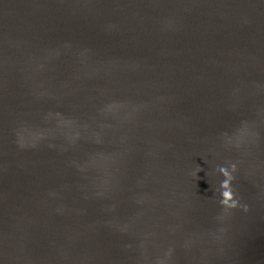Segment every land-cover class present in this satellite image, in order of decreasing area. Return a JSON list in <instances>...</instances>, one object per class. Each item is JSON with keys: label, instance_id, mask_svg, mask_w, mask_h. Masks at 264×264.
<instances>
[{"label": "water", "instance_id": "water-1", "mask_svg": "<svg viewBox=\"0 0 264 264\" xmlns=\"http://www.w3.org/2000/svg\"><path fill=\"white\" fill-rule=\"evenodd\" d=\"M0 264H264V0H0Z\"/></svg>", "mask_w": 264, "mask_h": 264}, {"label": "clouds", "instance_id": "clouds-1", "mask_svg": "<svg viewBox=\"0 0 264 264\" xmlns=\"http://www.w3.org/2000/svg\"><path fill=\"white\" fill-rule=\"evenodd\" d=\"M220 172L223 175L227 176V173L225 172V170L223 168L220 169ZM221 188L224 189V191L222 192L223 201L225 203H227L231 199L230 193H229V191H227V188H228L227 179L222 183Z\"/></svg>", "mask_w": 264, "mask_h": 264}]
</instances>
